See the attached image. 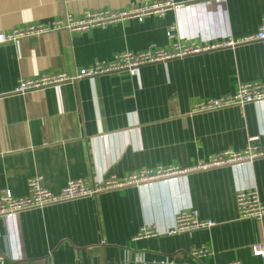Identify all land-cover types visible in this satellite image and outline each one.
<instances>
[{"label":"crops","instance_id":"obj_1","mask_svg":"<svg viewBox=\"0 0 264 264\" xmlns=\"http://www.w3.org/2000/svg\"><path fill=\"white\" fill-rule=\"evenodd\" d=\"M160 1L0 0V32ZM263 15L264 0L199 1L141 22L129 18L0 45V194L26 195L35 176L58 192L69 180L187 168L223 150H241L253 137L264 146V101L191 114L195 104L231 94L238 83L264 84V44L242 42L257 32ZM226 39L236 44L143 66L134 76L121 72L15 93L21 79L73 75L119 52ZM253 188L264 205V158L25 211L0 219V264H264L251 250L264 241V217L240 220L235 204L238 191ZM186 209L215 225L134 239L143 226L165 232ZM201 246L212 256L192 258L189 251Z\"/></svg>","mask_w":264,"mask_h":264},{"label":"built area","instance_id":"obj_2","mask_svg":"<svg viewBox=\"0 0 264 264\" xmlns=\"http://www.w3.org/2000/svg\"><path fill=\"white\" fill-rule=\"evenodd\" d=\"M208 0H164L160 2L146 3L140 6H131L128 9L113 10L99 9L82 12L78 16L65 14L62 18L48 23L28 24L22 28H13L8 32H0V45L18 43L26 38L48 34L50 32H85L93 27H104L123 20L134 18L143 21L151 15L163 16L170 9H178L190 3ZM218 1V0H217ZM167 32L168 38H173V27ZM257 41L264 44V15L261 18L257 32L242 42ZM236 42L231 39L214 41L210 44H199L189 42L181 44L176 42L171 47H151L140 52L123 51L115 54L109 60L96 61L93 64L79 70L76 74L68 75L65 72H56L24 78L18 82L15 93L25 94L27 92L42 90L50 87H58L62 84H72L80 79H93L98 76L126 72L134 76L137 71L147 65L161 64L172 59L183 58L190 55L221 48L233 47ZM264 101V84L258 82L238 83L234 92L217 98H210L195 104L191 114L213 112L225 108H243L247 104H258ZM264 158V146H259L258 137L249 138L246 146L238 151L223 150L201 160L197 164L187 167H162L143 169L130 173L124 177L111 176L100 182H92L87 179L69 180L58 192H51L41 184V178L32 177L27 182V193L22 197H14L9 190L0 194V219L12 218L22 212L44 209L59 204L72 202L84 198H92L98 195L122 190L130 187H146L155 183L176 182L178 179L197 172L237 167ZM237 215L240 220L253 219L260 221L264 217V205L259 199L255 188L240 190L235 195ZM211 220H201L196 209L179 211L171 228L165 232H159L156 227L143 226L135 236V240L151 238L158 235L167 237L190 233L200 229L214 226ZM252 254L261 258L264 262V241L257 242L251 246ZM189 255L200 260L212 256V249L208 246L192 248ZM229 264H241L238 261Z\"/></svg>","mask_w":264,"mask_h":264}]
</instances>
